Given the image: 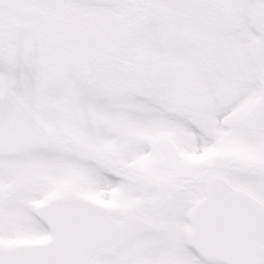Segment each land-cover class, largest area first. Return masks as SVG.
Returning a JSON list of instances; mask_svg holds the SVG:
<instances>
[{
	"label": "snow or ice",
	"instance_id": "obj_1",
	"mask_svg": "<svg viewBox=\"0 0 264 264\" xmlns=\"http://www.w3.org/2000/svg\"><path fill=\"white\" fill-rule=\"evenodd\" d=\"M0 264H264V0H0Z\"/></svg>",
	"mask_w": 264,
	"mask_h": 264
}]
</instances>
